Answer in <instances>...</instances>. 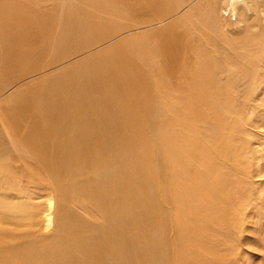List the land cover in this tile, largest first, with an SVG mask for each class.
<instances>
[{
	"label": "rangeland",
	"instance_id": "1",
	"mask_svg": "<svg viewBox=\"0 0 264 264\" xmlns=\"http://www.w3.org/2000/svg\"><path fill=\"white\" fill-rule=\"evenodd\" d=\"M29 1L38 13L35 17L51 24L40 29V37L22 34L34 42L26 56L0 61V127L4 123V140L18 160V197L10 201L17 208L8 207L26 210L4 217L10 222L4 227L7 235L16 239L0 238V255L17 264H171L177 252L172 233L180 230L174 223L176 204L159 182L165 181L166 163H153L160 168L157 174L149 169L151 162L128 149L132 137L123 134L126 119L121 112L128 88L121 90V98L111 91L121 83L116 82L119 70L110 69L106 59L97 64L91 57L97 49L74 55L63 39L55 10L60 4L68 10L73 0ZM126 1L119 0L120 8ZM227 1L140 0L147 8L140 16L145 14L143 19L154 25L131 28L118 35L116 43L145 33L156 43L167 29L179 37L177 68L169 69L159 54L154 65L158 74L146 75L152 92L166 81L176 94L188 82L184 74L197 70L202 58L214 63L217 82L227 87L224 111L230 127L237 123L240 128L243 147L224 194L238 214L227 233L213 236V241L220 240L221 252L210 256L227 264H264V0H245L246 9L243 0L239 2L237 12L245 11L249 22L239 33L225 36V24L237 26L234 17L220 9ZM201 17H206L208 29L184 23ZM80 18L84 23L85 16ZM83 36L80 32L74 38ZM191 42L201 43L207 53H194ZM135 65L140 68L142 62L134 58L129 67ZM154 102H149L151 108ZM88 105L92 125L97 124L90 129ZM147 106L143 102L144 110ZM199 129L204 130L203 125ZM88 131L94 139L86 137ZM150 133L144 138L152 142L153 128Z\"/></svg>",
	"mask_w": 264,
	"mask_h": 264
},
{
	"label": "bare ground",
	"instance_id": "2",
	"mask_svg": "<svg viewBox=\"0 0 264 264\" xmlns=\"http://www.w3.org/2000/svg\"><path fill=\"white\" fill-rule=\"evenodd\" d=\"M26 2L28 6L23 0H0V61L3 63L26 56L27 46L34 44L30 36L22 34H38L37 37H40V29L46 30L45 27L51 24V20L46 23L36 18L38 16L36 8L29 0ZM239 2L242 0H228L220 7L223 13L231 14L237 24L234 28L231 25L232 21L225 24V27L223 26L225 36L229 32L239 33L241 25L249 22L245 11L244 14H238L236 7ZM18 4L23 8H17ZM119 5V0H73L66 11L64 5H57L59 8L56 6V10L53 9L51 17L54 10L58 12H55L56 27L62 29L63 39L71 46L74 55L83 53L85 55V52L92 53V50L94 52L97 49L98 53L91 56L96 57L97 64H102L101 59H106L107 65H112L110 69L119 70L116 82L121 83L116 84L111 91L119 97L121 90L128 88L124 96L126 102L121 109L126 119V130L119 128L123 130L125 137H132L131 141L126 142L128 149L141 154L146 163L151 162L148 167L157 174L160 173V168L155 167L153 163L165 160V181L159 182L164 186V194L176 204L174 223L180 230L172 233L177 252L171 264H227L225 260L223 262L214 260V257L210 256L221 252L218 249L220 240L213 241V236L227 233V229L233 225L232 218L238 214L234 212L231 199L224 196L231 182L229 171L237 168L235 159L241 154L243 147L242 135L240 134L241 137L239 135L240 128L237 123L230 127L224 111L227 87L217 82L214 63L210 59L202 58L197 70L184 74L188 82L177 88L176 94L168 88L166 81L161 82L158 91L152 92L150 90L152 82L148 83L146 75L158 74L154 65L159 60V54L169 69L177 68L179 37L167 29L164 32L165 37L159 38L156 43L151 42L150 33L125 39L121 45L116 43L118 35L131 28L154 25L150 23L151 20L143 19L146 18L142 17L145 14L140 16L141 9H147L140 0H133L132 3L130 0L126 1L124 8H120ZM243 5L245 9L249 7L245 0ZM78 7L83 9L85 12L83 14L90 8L92 10H89V15L86 16L80 13ZM80 16H85L84 23L80 21ZM184 23L192 29L199 27L208 29L206 17H201L198 22L186 18ZM173 24L175 23L170 25ZM80 32H85V36L74 38V35ZM113 44L115 45L109 50L104 49ZM190 48L197 55L200 54V57L207 53L201 43L191 42ZM134 58L142 62L140 68L138 65L134 68L129 67ZM238 60L243 64L242 58ZM240 74L243 75V72ZM122 76L127 80L126 83L123 82ZM157 94L161 96L154 97ZM137 95L140 99L136 101ZM153 100L154 107L151 108L149 102ZM143 102L148 105L146 110L143 109ZM91 110V105L85 108L88 129L97 125H92L94 120ZM0 114L3 112L0 111ZM201 125L204 130L199 129ZM3 126L4 123L0 127V190L4 191L5 195L3 197L0 192V238L11 241L16 237L7 235L4 227L10 225V222L4 220V217L12 213L16 215L17 212L25 214L26 210L21 208L14 211L8 207L17 208V205L10 201L18 197L15 167L18 160L12 158L14 150H11V144L4 140ZM151 128L155 133L152 142L144 138L151 134ZM86 137L94 139L90 131ZM6 258L5 255H0V264H17L14 260L4 261Z\"/></svg>",
	"mask_w": 264,
	"mask_h": 264
}]
</instances>
